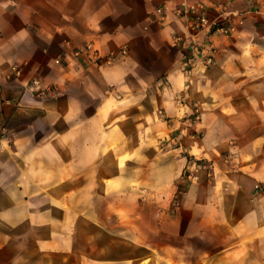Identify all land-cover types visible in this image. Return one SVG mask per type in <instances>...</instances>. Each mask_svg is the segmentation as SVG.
Returning a JSON list of instances; mask_svg holds the SVG:
<instances>
[{"label": "crops", "instance_id": "0c3cea01", "mask_svg": "<svg viewBox=\"0 0 264 264\" xmlns=\"http://www.w3.org/2000/svg\"><path fill=\"white\" fill-rule=\"evenodd\" d=\"M183 1L215 0H0V264H86L85 238L106 253L90 264H171L150 236L198 264H264V0H223L235 31L189 73L174 44ZM90 43L127 52L98 64L77 54ZM109 217L125 241L94 222Z\"/></svg>", "mask_w": 264, "mask_h": 264}, {"label": "built area", "instance_id": "2783aa9c", "mask_svg": "<svg viewBox=\"0 0 264 264\" xmlns=\"http://www.w3.org/2000/svg\"><path fill=\"white\" fill-rule=\"evenodd\" d=\"M175 15L183 24V30L174 35V44L180 52L181 68L185 73H189L197 61L210 66L214 64L215 59V35L229 37L235 31L234 17L238 14L231 10L223 0H215L212 4L206 1L187 2L183 1L174 9ZM156 15L160 22H165L168 18V9L166 6H158ZM1 34V31H0ZM127 49L124 47L118 53H101L92 43L87 44L83 49L77 51L78 55L93 56L96 63L114 64L126 55ZM63 59H56L57 64H62ZM20 68L12 66L10 77L20 76ZM30 89L37 96H45L50 87L44 86L40 79H33L29 83ZM181 101V100H180ZM194 118H200V108L194 109ZM169 143L168 139L164 140ZM199 167L210 170L211 162L206 159L198 162ZM192 171H188L184 177V183L180 186L179 195L187 191V182L194 178Z\"/></svg>", "mask_w": 264, "mask_h": 264}, {"label": "rangeland", "instance_id": "374dc122", "mask_svg": "<svg viewBox=\"0 0 264 264\" xmlns=\"http://www.w3.org/2000/svg\"><path fill=\"white\" fill-rule=\"evenodd\" d=\"M190 136L195 138V139L197 138V134L195 132L191 133ZM165 139H167L166 136L161 138V140H160L161 141L160 146L163 149H165V151L175 149V148H178L180 146V144H177V143L176 144L175 143L170 144V142L167 143L164 141ZM207 161H209V160H207ZM202 169H204V168H202ZM205 170H207V169H205ZM211 170H212V167L210 168V170H207V171L211 172ZM180 195H182V194H180ZM180 195L178 192V194L176 196L179 197ZM99 214L101 216H103V215H106L107 212L101 208V211ZM94 222H97V224H99L100 227H102L104 230H106L108 233H110L111 237L116 238L117 241H119V240L125 241V240H123L126 238V236H125L126 226L124 224V221H120L119 219H114V218L109 217V219L108 218H102V219L94 221ZM91 224H92V221H87V220L85 221V228L87 231L95 229V226L91 225ZM149 239L150 240H148V243H150V245H153L154 247L158 246L160 248H164V250H165L164 254L166 255V257H165L166 262L173 264V262L170 260V259H172V260H181V261H191L194 264H198L201 261L200 253L188 252L186 250L180 251L181 243L175 239H172L171 237L170 238H166V237L162 238L161 236H150ZM85 244H86V251L84 254H85L86 264H90L89 262H90V259H92V258L98 260V258L101 259L103 256H105L102 254H106V253H99V252L94 253V251L92 250V247L96 244L98 245V242H95L94 244H92V243L88 242V240L85 238ZM125 248H126V246H125L124 242H122V243L118 242V245L111 249L110 254L112 256H114V255L115 256H123L125 253ZM70 258H72V257L70 256ZM213 264H218V263L214 262ZM224 264H236V263H234L233 261H230L229 263H224Z\"/></svg>", "mask_w": 264, "mask_h": 264}]
</instances>
